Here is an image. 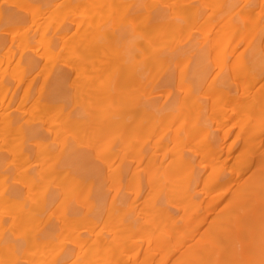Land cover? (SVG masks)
I'll return each instance as SVG.
<instances>
[{
	"label": "bare ground",
	"instance_id": "6f19581e",
	"mask_svg": "<svg viewBox=\"0 0 264 264\" xmlns=\"http://www.w3.org/2000/svg\"><path fill=\"white\" fill-rule=\"evenodd\" d=\"M139 2L0 0V264H264V4Z\"/></svg>",
	"mask_w": 264,
	"mask_h": 264
},
{
	"label": "rangeland",
	"instance_id": "374dc122",
	"mask_svg": "<svg viewBox=\"0 0 264 264\" xmlns=\"http://www.w3.org/2000/svg\"><path fill=\"white\" fill-rule=\"evenodd\" d=\"M41 1H44V0H41ZM136 1L139 2V0H136ZM144 2H145V0H144ZM242 2H243V0H241V2L239 4H237L236 7L232 8L231 11H228V8L229 7L222 6V8L217 12V14L219 16H221V18H223L224 16H227V15H236L237 16L236 18H239L240 15H242L241 8L244 6V4ZM253 3L256 4V5H253L252 6V9H258L259 6H260V4L261 5L264 4V2H262V0H255V2H253ZM159 9H160V7L157 6L156 7V10H159ZM205 11H207V10H205ZM120 27L121 26L119 25V28ZM125 27H129V28H125ZM130 28H131L130 25L125 24L124 25V28L122 29V38L124 39V42H125V44L127 46L133 40V39L132 40H127L129 37H131L129 34H132ZM203 38H205V32L204 31H199V34L197 33V34L194 35L193 42H192V45L194 46V48H193V54L198 55V56L200 55V49L204 46V45H202V39ZM38 51L41 52L40 50H38ZM249 51L250 50L248 49L247 46L245 47V45H242L237 50V56H244V57H246L245 55H247V53H249ZM179 60H185V56H183V59H179ZM179 64L182 67H185V65H187V64H182V63H179ZM47 69L48 68H45V72H44L43 78H41V76H39L38 79L35 81L36 83L34 82V85H33V87H32L31 90H34L36 92V91H39L40 88H43L42 82H44V80L47 78V77L45 78V73H46V70ZM172 69H173L172 71H176L177 70V68L175 66H173ZM38 72L39 71H37V72H35V74L31 75V77L29 78V80H32L34 77H36L37 74H38ZM169 72H163L162 75H160V76L167 75ZM213 73H215L214 75H216L218 73V71L215 70V71H213ZM219 76H227V75L225 73H223V74H220ZM225 80H227V79L226 78H223L222 81H225ZM44 84L47 87L48 81L47 82H44ZM49 88H54V85L52 84V81L49 84ZM27 90H28L27 89V84H25V86L22 87L20 89V91H19V95H18L19 96V99L22 98L24 96V94H26V92H28ZM56 93L57 92H56L55 89H52L50 91V94H52V95H55ZM33 94H34V97L33 98H35L36 97V94L35 93H33ZM160 95H161V97H160V103H164L165 102V99H166L167 92H163ZM33 122H36V121H34V120H32L31 118L28 117L22 123H28V124H26V126L29 128V127H31V125L33 124ZM231 141H232V138H230L229 140H227V144H230ZM75 157L76 156H74V158ZM95 163H97V161H96V159L93 156L90 157V159L88 161H86L85 159H83L81 157H78V159L74 163H72V167L67 171V173L74 174V173H80L81 172V173L87 175V177L89 179H91V180L94 181L93 185H94V188H95L94 189V191H95L94 192L95 198L98 199L101 202H105V200L107 201V199H106V195L103 194V190H105L104 184L108 186L109 185V181L108 182H105V180L103 178V174H104L103 171L100 172L99 174H96V171L93 170V166H94ZM111 195H113L112 192H111ZM95 198L92 199V200H90V201L91 202H94L95 201ZM99 210H100L99 211V214H102L103 215L104 208L103 207H100ZM102 220L104 221V220H106V218L103 216L102 217ZM67 234L69 236H72L69 233H67ZM82 238L90 239L91 237H89V235L86 233L85 236L82 237ZM65 245L67 247H72L71 241H66L65 242ZM74 260L75 259L69 260V262H67L66 264H71Z\"/></svg>",
	"mask_w": 264,
	"mask_h": 264
}]
</instances>
